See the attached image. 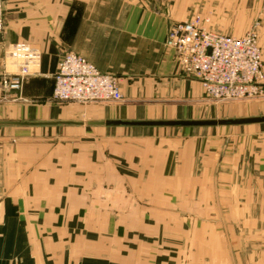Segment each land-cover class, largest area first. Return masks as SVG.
<instances>
[{"label":"crops","instance_id":"obj_1","mask_svg":"<svg viewBox=\"0 0 264 264\" xmlns=\"http://www.w3.org/2000/svg\"><path fill=\"white\" fill-rule=\"evenodd\" d=\"M246 4L249 1L5 0L6 28L0 34V73L16 70L22 64L37 63L39 67L36 74L25 80L23 89L14 92L18 98L0 102V119H208L213 102L203 84L184 72L174 50L166 47L168 30L173 23L203 12L211 27L251 23L264 51V3L251 1V17L246 16ZM234 34L241 35V31ZM25 46L30 54L22 55L17 50L23 51ZM67 51L85 57L101 72L117 75L123 100L58 105L52 97L54 75ZM203 127L0 126V136L18 135L13 139L0 137V264H18L16 261L20 260L24 264L53 261L64 264L69 243L53 242L49 238L26 240L18 235L52 232L53 227L68 232L70 227L65 222L57 226V219L63 215H55L56 202L65 209L64 217L79 218L80 211L88 206L86 201L92 200L96 208L88 207L89 212L84 216L105 217L99 205L101 186L113 189L109 188V193L121 191L117 186H136L129 194L134 198L130 199L141 201L149 200V186H154L152 197L166 201L165 189L159 186L205 185L214 194L213 186L224 185L226 195L233 191L228 186L234 185L237 196L242 195L236 196L237 209L243 208L239 200L243 202L241 198L246 191L253 200L264 202V189L260 188L264 185V131L255 130L256 134L248 139L250 135L236 130L237 134L231 135L235 139L229 140L228 135H214L215 132ZM23 133L27 134L19 135ZM238 186H247L248 190ZM131 191L132 188L126 189L125 194ZM103 192L107 194L106 189ZM37 216L43 218L42 224L32 222ZM99 223L94 220L96 227ZM111 243L91 244V250H96L91 251L96 264L117 257L121 264H149L153 259L147 246L140 245L139 251L130 249L125 256L121 244L115 242L112 249ZM89 244L73 246L71 260H84V255L90 254L85 251V245ZM158 258L159 254L157 261Z\"/></svg>","mask_w":264,"mask_h":264},{"label":"rangeland","instance_id":"obj_2","mask_svg":"<svg viewBox=\"0 0 264 264\" xmlns=\"http://www.w3.org/2000/svg\"><path fill=\"white\" fill-rule=\"evenodd\" d=\"M247 1H249V4H246L247 10L245 12L247 17H251L252 0ZM261 2L264 3V0H261ZM197 16L208 18L203 12H197L192 18ZM208 26L212 30L215 28V31L230 35H235L234 33L238 31H241V35H243L244 33L242 32L251 30L253 27L251 23L242 25L215 24L213 25L214 28L211 27L210 24H208ZM241 35L237 34L236 36ZM261 51L264 67V51L262 47ZM262 83L264 84V79ZM14 92L20 91L0 94V102L18 98L15 97ZM205 93L207 94L206 91ZM207 96L213 102V110L211 115L207 117L208 119L264 115V107L261 106L264 104V86L262 93L259 92L257 95L237 100H219L208 94ZM55 102L58 105L74 103L90 105L104 103ZM203 128V130H212V132H215L214 135H228L226 138L229 140L235 139L232 136L237 134L236 130L241 129L243 134L250 135L247 136V138L250 139L259 129L264 131V123L205 126ZM4 130H10V132H22L25 130L29 132L32 129ZM189 130L195 131L198 129ZM24 134L27 133L19 135L22 136ZM0 137L13 139L18 138V135L6 137L3 135ZM122 172L126 173V169H123ZM117 187H119L121 191L109 193L108 190L110 187L108 185L101 186L100 188L102 199L99 205L101 206L102 213H105V217L93 218L84 216L89 212L86 211L87 208L94 206V201L92 200L86 201V206H88L80 211L82 216L79 218L64 217L65 209H62L60 202H56L58 205L55 204L53 207L55 215H63V217L57 219V226L60 227L68 224L70 227L68 232H61L56 229L57 227H53L52 232L22 233L18 236L26 240H44L45 238H49L52 239L53 242L69 243V248L67 250L65 249L66 251L64 253V264H96L95 258H93L95 256L91 255V251L95 252L96 250H91L92 247L90 246H93L91 245L92 243L96 244L98 242L106 244L112 242V249H114L115 242H117L118 245L121 244L123 247L121 253L125 256L126 253L130 252V249H138L139 251L140 245L143 246L142 248L147 246V249L152 254L150 257L153 258L149 260V264H264V202H262V200L258 203L257 200H253L252 194H248L247 191L241 198L244 199L243 202L239 200L243 208L237 209V186L234 185L228 186L233 191H229L230 193L226 195L224 185L213 186L214 194L210 186L205 185L159 186V189L162 190V187L165 189V196L168 197L166 201L156 200L152 197L155 196V193H152L154 186H149L150 190L148 193H150V195H148L150 198L148 201L136 200L133 199L134 195H129L135 191L136 186L122 185ZM225 187L227 188V186ZM238 187L242 190L243 188L248 190L247 186ZM113 188L116 187L114 186ZM129 188H132V191L125 194L126 189ZM260 188L264 189V185L260 186ZM104 189L107 190V194H104ZM112 190L113 189H111V191ZM92 193L93 192H90L91 195ZM194 196L197 199H195ZM240 196L242 195L238 194L237 197L240 198ZM262 196H264V192H262ZM130 197L133 198L130 199ZM169 197H173L174 199H169ZM92 209L93 207L91 210ZM127 212H132L133 214L129 216L119 215L120 213ZM37 217L38 218L35 217L36 220L32 222L35 224H42L43 218L41 216ZM96 219L100 222L97 227L94 225V220ZM66 220H68V223H66ZM52 221L55 224V216ZM101 224H104V226L100 227ZM77 243H90L89 245H85V247L87 246V249H85L86 253L90 252V254L84 255V260L81 261H78V259L71 260L73 246ZM158 254L159 258L157 261L156 256ZM102 260L104 263L101 264H121L117 261L118 257L110 259L112 262L109 259ZM16 262L18 264H24V261L21 262V260L20 262ZM52 264H56V262L53 261Z\"/></svg>","mask_w":264,"mask_h":264},{"label":"built area","instance_id":"obj_3","mask_svg":"<svg viewBox=\"0 0 264 264\" xmlns=\"http://www.w3.org/2000/svg\"><path fill=\"white\" fill-rule=\"evenodd\" d=\"M209 18L194 17L173 23L165 41L174 50L185 73L198 79L207 94L219 100H237L263 92L264 67L258 33L252 27L241 36L212 30ZM6 28L5 0H0V34ZM25 54L28 47H23ZM30 54V52H28ZM39 64H22L0 73V94L21 91ZM53 99L61 102L122 100L120 78L101 72L85 57L65 52L54 75Z\"/></svg>","mask_w":264,"mask_h":264},{"label":"water","instance_id":"obj_4","mask_svg":"<svg viewBox=\"0 0 264 264\" xmlns=\"http://www.w3.org/2000/svg\"><path fill=\"white\" fill-rule=\"evenodd\" d=\"M264 123V115L222 118V119H198V120H88V121H40V120H8L0 119V126H48V125H124V126H221Z\"/></svg>","mask_w":264,"mask_h":264}]
</instances>
